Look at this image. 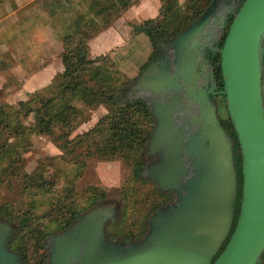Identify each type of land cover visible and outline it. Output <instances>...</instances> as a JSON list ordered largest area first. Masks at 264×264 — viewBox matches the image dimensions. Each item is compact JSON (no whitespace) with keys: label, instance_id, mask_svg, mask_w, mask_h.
I'll list each match as a JSON object with an SVG mask.
<instances>
[{"label":"water","instance_id":"1","mask_svg":"<svg viewBox=\"0 0 264 264\" xmlns=\"http://www.w3.org/2000/svg\"><path fill=\"white\" fill-rule=\"evenodd\" d=\"M241 2L213 0L131 86L155 119L146 152L157 161L145 177L176 201L151 216L141 242L127 244L106 236L116 205L97 206L47 240L49 264H263L264 0ZM208 51L221 54L222 90ZM212 96L225 97L241 150L238 214L234 142ZM14 233L0 220V264H23L8 245Z\"/></svg>","mask_w":264,"mask_h":264},{"label":"rangeland","instance_id":"2","mask_svg":"<svg viewBox=\"0 0 264 264\" xmlns=\"http://www.w3.org/2000/svg\"><path fill=\"white\" fill-rule=\"evenodd\" d=\"M172 1L141 0L122 11L119 18L89 42L91 58L97 57L94 56L97 53L108 55L109 64L99 65V73H111L115 78V81L107 83V98L111 101L103 102L96 108L77 101L75 104L80 110L79 117L69 132L68 140L93 129L104 116L115 109L113 102L124 103L137 99L138 94L131 91V86L159 51L153 47L151 39L145 33L134 36L133 26L154 19L163 21L164 17L160 18L161 9L164 4ZM175 1L178 7H174L173 16L168 18L167 24L171 31L178 26H190L186 19L189 1ZM92 4L93 0H0V20L12 13V18L16 17L0 24V46L7 42L13 43L24 34L31 35L30 30L43 25L50 26L56 35L53 57L52 51L47 52L50 59L46 58L47 53L40 51L34 53L36 55L32 59L33 55L25 59L23 54L27 43L24 42L14 47L7 46L6 51L0 49V104L6 106L14 125L21 124L25 133L24 136L11 137L8 141L11 145L6 152L0 149V207L10 206L15 213H12V219L2 217L0 220L11 223L16 233L20 224L19 219H16L17 215L21 217L30 209L40 218L50 211L56 196L65 195L70 190L72 202L81 216L100 205H116V218L106 229L107 236L113 241H139L145 238L149 230L148 222L156 209L168 203L158 195L156 185L146 177V183L135 179L131 167L121 159L107 162L95 157L88 158L82 148L77 151V157L68 156L62 149L65 140H58L57 135L35 129L34 100L37 96L49 95L57 89L65 71L64 38L76 32L74 23L79 14L86 13V21L83 25L81 23V30L90 32L91 29L95 32L105 26L106 21L96 17V12L91 10ZM119 19L120 27H115ZM114 27L117 32H114ZM36 56L44 61H38ZM49 63L54 64L55 75L51 79L46 76L40 77L41 82L36 81L39 76L35 73ZM217 102L219 115L226 116L224 96H218ZM56 133L59 134L58 131ZM146 147L138 158L144 165L151 160ZM38 171L45 179L52 181V192L43 194V191L35 189L34 196L28 195L25 183ZM51 226L56 230L55 223Z\"/></svg>","mask_w":264,"mask_h":264},{"label":"trees","instance_id":"3","mask_svg":"<svg viewBox=\"0 0 264 264\" xmlns=\"http://www.w3.org/2000/svg\"><path fill=\"white\" fill-rule=\"evenodd\" d=\"M140 1L93 0L91 10L96 12V17H101L106 21L105 26L95 32L91 29H89L90 32L80 29L81 23L82 25L85 24L86 13L79 14L74 23L77 27L76 32L64 38L63 63L65 71L58 82L57 89L49 95L36 97L34 114L35 129L42 133L57 135L58 140H65L62 149L68 156H76L77 151L82 148L88 158L95 157L107 162L124 160L131 167L134 178L146 183L148 180L144 176V163L138 158L150 139L155 119L144 99L130 100L124 103L112 101L115 109L104 116L93 129L76 136L73 140H68L69 132L72 131L73 125L79 117L80 110L75 104L77 101L87 103L92 108L98 107L103 102L111 101L110 98H107L109 94L107 83H111L112 80L115 81V78L111 73L105 75L99 73V65L102 63L109 64L108 55L91 58L89 42L100 34L105 27L110 26L113 21L119 18L122 11ZM188 1L189 14L186 19L189 25L199 19L213 2V0ZM174 7H178L175 0L164 4L160 12V18L164 17V20L154 19L142 25L133 26V35L145 33L151 39L157 52L164 50V46L172 38L188 28L178 26L172 31L169 30L167 24L173 16ZM233 19V16H229L223 38L217 44L220 48L223 47ZM207 57L214 66V74L219 90H221L223 89L221 54L208 51ZM220 120L234 142V155L239 174L238 214L242 200L243 183L241 150L227 111L226 116H220ZM24 135L21 124L14 125L6 106L0 104V149L6 152L11 145L8 142L11 137ZM53 185L52 181L45 179L42 173L38 171L27 179L24 187L27 188L28 195L34 196L33 191L35 189L43 191V194L51 193ZM156 192L168 203L175 197L174 193H164L158 188H156ZM72 197L70 190L65 195L56 196L50 206V211L40 218L33 214L30 209L26 210L21 217L16 216L20 224L16 233L10 237L8 245L13 252L20 255L23 264H49L48 247L45 241L57 232L70 228L82 218L76 211ZM163 206H159L156 211ZM12 213L15 214L10 206L0 207V218L12 219ZM53 223L56 224V230L52 229ZM108 238L112 240L110 236ZM140 241L142 239L139 241L130 240L134 243ZM262 259L264 261V254Z\"/></svg>","mask_w":264,"mask_h":264},{"label":"crops","instance_id":"4","mask_svg":"<svg viewBox=\"0 0 264 264\" xmlns=\"http://www.w3.org/2000/svg\"><path fill=\"white\" fill-rule=\"evenodd\" d=\"M12 16H13V13L8 14L6 17H2V19L0 20V24L4 23L5 21H9L10 19L16 18V17L12 18ZM118 26L120 27V19L115 24V27H118ZM115 27H114V32H117ZM29 32H31L30 33L31 35H29V34L25 35L24 34L22 37L15 39V41L13 43H10V42L4 43V45L0 46V49H2V51H6V50H8L7 46L14 47L15 45H19V44L21 45V43L24 42V43H27L25 46L26 52L23 54L25 59H29L30 55H33L34 53H38L39 51H40V53H47V52L52 51L51 57H53L55 42H56V40H55L56 35H55V32L51 29V27L43 25L42 27H38L36 29L30 30ZM91 47H92V44H91ZM49 49H51V50H49ZM35 55H33L31 57V59ZM47 55L48 56H46V58L48 59L50 56L48 53H47ZM100 55L101 54H99V53L94 54V56H100ZM38 57L39 56H36V58H38ZM38 61L43 62L44 59L38 58ZM39 70L40 71L35 73L36 76H39V77H36L37 78L36 81H38V82L42 81V79L40 77L46 78V76H49L51 79L55 75L54 64H52V63H49L47 65L42 66V68ZM48 82H50V80Z\"/></svg>","mask_w":264,"mask_h":264},{"label":"flooded vegetation","instance_id":"5","mask_svg":"<svg viewBox=\"0 0 264 264\" xmlns=\"http://www.w3.org/2000/svg\"><path fill=\"white\" fill-rule=\"evenodd\" d=\"M168 46H169V45H168ZM168 46H166V49H165L164 51H161V52H159L158 54H162L163 56H167V55H168V48H169ZM158 54H157V55H158ZM221 90H222V89H221ZM211 98H212V100L214 101V103L216 104V107H217V109H218V114H219V108H218V102H217V98H218V97H213V96H212ZM224 98H225V97H224ZM219 117H220V115H219ZM146 153H147V152H146ZM149 157H150V156H149ZM156 161H157V157H154V158L151 157L150 162L147 163L146 165H144V167H145V170H144V176H145L146 168H147L149 165H151L152 163L156 162ZM148 180H149V179H148ZM150 181H151V180H150ZM152 182H153V181H152ZM153 183H154V182H153ZM154 184H155V183H154ZM155 185H156V184H155ZM164 193H167V192H164ZM174 195H175V194H174ZM175 201H176V196L174 197L173 200H170L169 203H167L165 206H169V205L173 204ZM107 204H108V203H107ZM105 205H106V204H105ZM163 207H164V206H163ZM115 218H116V217H115ZM115 218H114V219H115ZM81 219H82V218H81ZM81 219H80V220H81ZM114 219H113V220H114ZM113 220H112V221H113ZM110 222H111V221H110ZM110 222H109V223H110ZM109 223H108V224H109ZM107 226H108V225H107ZM148 226H149V222H148ZM106 229H107V227H106ZM148 232H149V230H148ZM148 232H147V233H148ZM146 235H147V234H146ZM106 236H107V232H106ZM107 239H108V241H111V242H119V241H113V240H110V239L108 238V236H107ZM140 242H141V241H140ZM120 243H126V244H127V243H134V242H130V241H128V242H121V241H120ZM137 243H139V242H137ZM263 264H264V261H263Z\"/></svg>","mask_w":264,"mask_h":264}]
</instances>
